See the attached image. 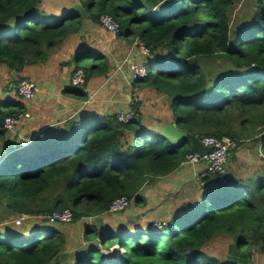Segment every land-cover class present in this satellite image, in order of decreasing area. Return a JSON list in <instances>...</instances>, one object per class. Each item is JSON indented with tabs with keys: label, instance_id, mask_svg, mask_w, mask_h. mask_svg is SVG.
I'll use <instances>...</instances> for the list:
<instances>
[{
	"label": "trees",
	"instance_id": "16d2710c",
	"mask_svg": "<svg viewBox=\"0 0 264 264\" xmlns=\"http://www.w3.org/2000/svg\"><path fill=\"white\" fill-rule=\"evenodd\" d=\"M236 2L0 0V67L18 74L45 63L69 36L90 24L103 28L101 18L109 15L119 26L118 38L131 45L138 40L152 52L147 76L134 81V88L165 95L180 130L200 140H234L235 152L253 141L264 160V0H254L248 24L233 30L230 13ZM78 3L87 18L72 10ZM74 66L71 79L79 69L86 74L85 84L71 89L81 100L88 98L83 90L90 79L112 69L107 57L89 48L75 56ZM17 78L19 95L24 78ZM136 100L127 107L135 112L129 123L117 114L71 120L63 130L42 132L28 147L7 155L0 164V205L10 224L0 228V264L62 263L67 245L62 225L109 215L111 203L123 196L138 207L145 177L167 176L182 165L190 141L175 143L147 127L144 104ZM23 113V106L0 108V137L5 119ZM202 183V204L186 205L159 231L150 224L101 232L87 226V245L69 264H252L264 256V167L253 177L228 174L223 183L207 174ZM67 209L73 214L69 224H50L46 218ZM24 213L31 219L16 225ZM220 236L230 239L223 260L206 248ZM114 246L123 252L107 256L104 250Z\"/></svg>",
	"mask_w": 264,
	"mask_h": 264
},
{
	"label": "crops",
	"instance_id": "0c3cea01",
	"mask_svg": "<svg viewBox=\"0 0 264 264\" xmlns=\"http://www.w3.org/2000/svg\"><path fill=\"white\" fill-rule=\"evenodd\" d=\"M102 29L107 34L105 36L110 37L111 41L114 36L113 42L122 43L119 58L123 56L122 61L125 60V50L132 48L131 44L106 29ZM80 34L69 36L58 49L51 53L47 62L30 66L23 71L40 89L32 100H26L17 95L15 91L17 73L5 66L0 67V108L23 106L24 113L30 116V118H25L19 123L15 132L8 133L6 131L5 134L1 135L0 164L8 154L16 151L22 143L28 141L32 143L42 132L53 129L63 130L69 121L75 119L83 121L86 117H105L117 114L120 110H125L133 99L141 100L144 104L145 100L140 98L144 95H140V89L134 88V80L129 69L126 68L127 71L124 67L118 71L119 63L113 55L108 54L116 46L113 47L109 43L103 47L102 42L95 38L96 45L87 47L82 45L80 39L82 35ZM86 48L107 57L112 69L108 76H96L90 79L83 90L88 98L82 101L71 92L73 89L71 76L75 68V56ZM126 55H129V51ZM133 56L132 61L137 63H146L149 60L140 51ZM125 101H127L126 107ZM172 123L175 122L169 112L166 115L150 116L149 121L145 122L147 127L158 132L163 125ZM258 157L263 158L261 147L253 141L247 142L229 160V175L237 178H247L254 175L255 170L264 167V160ZM205 171V163L182 164L176 171L167 176L145 177L137 193V197L142 198L143 203L138 206L137 211L133 210L134 215L139 214L142 217V222L140 221L139 224L130 217L125 219V213L120 214L125 212L123 211L84 219L72 226L62 225L65 227L67 244L63 254L65 253L66 257L69 258L67 261L76 256L79 249H83L87 245L83 233L89 225L100 232L114 228L119 229L120 227L140 229L154 220L171 221L180 216L186 205L201 199V194L204 191L201 187L203 186L202 179L205 177ZM77 241L82 243L78 249L75 244Z\"/></svg>",
	"mask_w": 264,
	"mask_h": 264
},
{
	"label": "built area",
	"instance_id": "2783aa9c",
	"mask_svg": "<svg viewBox=\"0 0 264 264\" xmlns=\"http://www.w3.org/2000/svg\"><path fill=\"white\" fill-rule=\"evenodd\" d=\"M101 24L104 29L112 33L113 35H117L119 26L113 17L109 15H104L101 18ZM133 49H131L129 57L125 60L127 61L131 54L135 51V49H139V51L147 58H150L152 52L147 49L143 44H141L138 40L133 44ZM118 67V71L122 69V66ZM130 69L132 73V78L134 81L143 79L147 76V64H130ZM19 77H23L24 79L20 82L17 90L18 94L21 98L26 100H32L36 97V94L40 91L39 86L32 80H30L24 72H19L17 74ZM86 74L82 69H79L75 72L71 79V85L73 88L82 87L85 84ZM137 102V100H136ZM29 117L28 114H20L17 116H9L5 119L4 129L8 133H13L16 131L17 126L21 121L25 118ZM135 117V112L132 108L127 110L119 111L117 113V118L122 123H129ZM203 145L211 148V152L208 155L201 156L199 154H188L182 164H200L205 163L206 171L204 175L212 174L219 176L220 182H225L227 175L229 174V160L231 154L235 152L239 145L236 141L225 138L218 139L214 137H204L201 139ZM31 142H24L17 149L26 148L29 146ZM132 201L126 197H120L115 199L109 208L110 213H120L126 211L131 207ZM47 220L50 224H69L73 220V214L71 210L67 209L64 211H55L48 215ZM31 216L28 214H22L18 219L15 220L16 225H22L24 221L30 220ZM166 226L165 221L154 220L150 223V227L153 230L159 231ZM119 254V253H118Z\"/></svg>",
	"mask_w": 264,
	"mask_h": 264
},
{
	"label": "rangeland",
	"instance_id": "374dc122",
	"mask_svg": "<svg viewBox=\"0 0 264 264\" xmlns=\"http://www.w3.org/2000/svg\"><path fill=\"white\" fill-rule=\"evenodd\" d=\"M254 6H255L254 0H237L235 6L233 7V9L230 13V24H231V27L233 30L238 29V28L243 27L244 25L248 24L250 18L252 17L253 12H254ZM47 9H48V12L50 14L54 13L50 7L47 6ZM101 29H102V27L94 26L91 24L89 26H87L80 34V35H82V38H80L82 45H86L87 47L89 45L90 46L96 45L95 44L96 43L95 38L102 42L103 47H105L106 45H109V43H111L113 45V47L116 46V48H114L108 54L113 55L114 59H116L117 62L119 63V66L125 64L124 66H122V68L124 69V67H125V70H127V71L129 69V71L131 73L130 64L137 63L136 61H132V58L134 57L133 55L136 52H138L139 50L135 49V51H134L135 53L133 52L131 54L130 58L127 61H125L129 57V55L127 56L126 54L128 53V51L130 54L131 49H133V48H128V46H127L128 50H125V60L122 61V59L124 57L121 56L119 58L120 50L122 48V43L121 42H113L114 36H113V40L111 41L110 37L109 38L106 37L107 34L105 33V31L103 29L102 30ZM132 46L133 45H131V47ZM148 59L149 60H147L146 63L145 62H138L137 64H147V62L152 63L151 61H153V60H150V58H148ZM126 68H128V69H126ZM131 76H132V73H131ZM142 94L144 96L143 97L140 96V98L142 100H145V102H144V106H145L144 107V113H145L144 117L146 119V121H145L146 123L149 121L150 116H160V114H162V115L168 114V112H169V109H168L169 100L165 97V95H162L161 93H158L157 91H155L154 89H151V88H141L140 89V95H142ZM82 101H85V100H82ZM126 106H127V101H125V107ZM129 108H131V107H129ZM127 109H125V110H127ZM120 111H123V110H120ZM27 118H30V116ZM150 120H152V119H150ZM259 159H263V158H259ZM254 172H256L255 174H258L261 172V169L255 170ZM250 176L253 177L254 175H250ZM69 202L71 205L73 204L71 198H69ZM134 203L135 202L133 201L131 204V207L128 210H126L125 212L120 213V214L125 213V216H126L129 213H133V215H134L133 210L135 209L137 211V208H138V207H136V204H134ZM199 203L202 204V198L199 200ZM132 219H134L135 222L138 224L142 222V217L139 214L135 215ZM36 220H38V219H36ZM8 221H9L8 214L1 208V205H0V228H4L5 226L9 225L10 223L6 224V223H8ZM39 221L42 222V220H38L37 223H39ZM158 221H163V220H158ZM229 240H230L229 237H225V236L216 237L215 239L211 240L208 243V245L206 246L207 251L211 255L217 256L219 259L223 260L226 258V255L228 253L227 247H228ZM85 243L87 244L86 241H85ZM68 249H70V247H68ZM63 252H65V250ZM104 252L107 256H110L113 254L122 253L123 251L119 246H114L111 251L104 250ZM65 256H67V255H65V253H64L62 255V258H61L62 263H60V264H69V261H66V258L64 259ZM252 264H264V256L257 255Z\"/></svg>",
	"mask_w": 264,
	"mask_h": 264
},
{
	"label": "water",
	"instance_id": "95a60500",
	"mask_svg": "<svg viewBox=\"0 0 264 264\" xmlns=\"http://www.w3.org/2000/svg\"><path fill=\"white\" fill-rule=\"evenodd\" d=\"M72 10L78 11L84 19L87 18V16H88L85 8L80 3L76 4L72 8ZM151 62L153 63V61H151ZM149 64H151V63L147 62V65H149ZM160 135L167 138V139H171V140L175 141L176 143H181L185 139H188L190 141V145H191V148H190L191 154H199L201 156H205L211 152V148L203 145L202 141L197 136L190 135V134L180 130L177 127V124H175V123L163 125L161 127V130H160ZM263 138H264V136H263Z\"/></svg>",
	"mask_w": 264,
	"mask_h": 264
}]
</instances>
